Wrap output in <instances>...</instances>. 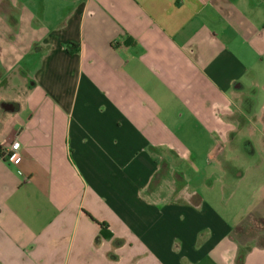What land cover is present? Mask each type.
<instances>
[{"label": "crops", "instance_id": "obj_1", "mask_svg": "<svg viewBox=\"0 0 264 264\" xmlns=\"http://www.w3.org/2000/svg\"><path fill=\"white\" fill-rule=\"evenodd\" d=\"M2 1L22 64L0 72V264H264L235 235L264 203V113L244 106L264 0Z\"/></svg>", "mask_w": 264, "mask_h": 264}, {"label": "rangeland", "instance_id": "obj_2", "mask_svg": "<svg viewBox=\"0 0 264 264\" xmlns=\"http://www.w3.org/2000/svg\"><path fill=\"white\" fill-rule=\"evenodd\" d=\"M1 1V0H0ZM55 3V0H53ZM4 2H0V72L8 73L11 72L13 74L19 75V67L21 68V61L19 59V49L20 44H22V39L19 38V30H17V25H14V19L9 18L6 14L3 13V10L8 9V7L4 6ZM32 8L35 11V4H37V0H32ZM53 14V13H52ZM51 15V13H50ZM236 36V35H235ZM238 41L242 40V38H238ZM20 43V44H19ZM262 84L260 87H252L250 89V96H254L251 101H249V95L246 96L244 101L245 108L252 117L256 116L259 117L260 115L263 116L264 113V47L262 46ZM2 57V58H1ZM253 58V57H252ZM14 69V70H12ZM16 78L18 76H15ZM15 78V79H16ZM249 99V100H247ZM256 138V137H255ZM250 139L246 138L245 140H241L239 142L240 147L242 143H248ZM264 143V140H262ZM262 146V147H261ZM263 144L260 143L259 150H258V159H264V148ZM228 156L232 160L231 165L233 169H240V170H248L249 163H252L253 157L250 159L247 157L245 158L242 154V151L239 150H229ZM245 160V161H244ZM252 170L250 175H256L257 171L259 170L258 166L251 167ZM218 185L223 183L222 178H218L217 180ZM240 184V191H238L237 197H234L230 200L226 201V208L221 204V207L228 209V212L236 211V218L240 217L243 218L247 213L248 207H246V203L244 202V198L242 197V193L250 189L251 181L248 179L247 181L241 182ZM242 185V186H241ZM245 203V204H244ZM264 203L261 204L258 208H256L252 215L246 216V219L242 223L241 227L237 229L235 232L236 238L242 246V249H247L253 244H264Z\"/></svg>", "mask_w": 264, "mask_h": 264}, {"label": "built area", "instance_id": "obj_3", "mask_svg": "<svg viewBox=\"0 0 264 264\" xmlns=\"http://www.w3.org/2000/svg\"><path fill=\"white\" fill-rule=\"evenodd\" d=\"M19 148H20V141L14 140L10 145L9 150L6 153L8 159L13 163H18L21 159Z\"/></svg>", "mask_w": 264, "mask_h": 264}, {"label": "trees", "instance_id": "obj_4", "mask_svg": "<svg viewBox=\"0 0 264 264\" xmlns=\"http://www.w3.org/2000/svg\"><path fill=\"white\" fill-rule=\"evenodd\" d=\"M71 46H73V43H70V44L68 45V48L71 47ZM252 212H253V211H252ZM252 212L249 214L250 216L252 215ZM249 215H248V216H249ZM263 218H264V217H263ZM100 225H101V234H102V236H104V237H109V236H111L110 231L107 229V228H108V225H107L105 222H101ZM239 227H241V225L238 226V227L236 228V231H237V229H238ZM249 248H250V247H249ZM246 250H247V249H242V250L240 251V254H239V256H238V262H242V261L244 260L245 251H246Z\"/></svg>", "mask_w": 264, "mask_h": 264}]
</instances>
